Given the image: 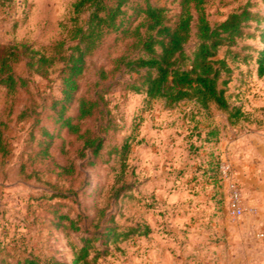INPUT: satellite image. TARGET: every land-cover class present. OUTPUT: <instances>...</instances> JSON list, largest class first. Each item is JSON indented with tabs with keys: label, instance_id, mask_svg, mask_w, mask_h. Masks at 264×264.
Wrapping results in <instances>:
<instances>
[{
	"label": "rangeland",
	"instance_id": "374dc122",
	"mask_svg": "<svg viewBox=\"0 0 264 264\" xmlns=\"http://www.w3.org/2000/svg\"><path fill=\"white\" fill-rule=\"evenodd\" d=\"M77 1L0 0V60L23 46L51 55L70 39ZM150 1L171 16L180 13L178 0ZM138 2L130 0L126 21L136 20ZM246 7L264 17V0H207L205 11L215 26ZM263 33L264 22H251L242 39L218 52L229 68L220 83L233 118L215 106L150 101L128 89L137 75L124 70L102 81L101 71L111 73L128 45L122 32L106 36L86 59L77 93L101 104L102 114L83 124L103 139L97 158L56 124L59 72L43 78L27 60L15 63L13 73L27 86L9 96L0 84V130L9 151L0 153V264H72L87 237L97 239L101 253L94 264H264ZM196 44L193 36L189 56ZM76 107L67 115L75 116ZM236 192L240 216L231 209ZM105 226L137 232L102 246Z\"/></svg>",
	"mask_w": 264,
	"mask_h": 264
},
{
	"label": "trees",
	"instance_id": "16d2710c",
	"mask_svg": "<svg viewBox=\"0 0 264 264\" xmlns=\"http://www.w3.org/2000/svg\"><path fill=\"white\" fill-rule=\"evenodd\" d=\"M1 1L10 3L13 0ZM129 3L130 0H78L73 5L74 23L69 31L70 39L57 43L51 55L40 54L23 46V52L18 47L9 49L0 60V84L7 89L9 96L27 86L25 79L13 73L15 63L27 60L28 69L43 78L59 72L63 97L53 103L56 124L83 141V152L90 150L95 158L103 149V139L90 129L83 131V124L97 119L103 111L98 99L78 98L77 93L86 59L100 47L106 36L122 32L128 45L125 54L114 61L115 69L111 73L101 71L102 81L109 79L117 70H124L137 75L128 89L135 94L146 95L150 101H162L167 107H174L184 101L194 102L202 109L215 106L233 118L236 114L230 109L226 91L220 83L222 73L229 72V68L225 60L217 59V55L223 46L233 45L242 39L251 22H264V17L246 7L212 26L205 11L207 0H178L180 13L176 17L171 16L166 7L153 4L150 0H139L133 8L136 20L129 22L125 19V8ZM84 14H89V17L81 22L80 17ZM137 20L139 22L134 25ZM193 36L197 44L189 56L186 46ZM68 42L73 44L67 46ZM131 52L136 55L133 57ZM258 64L259 75L263 77L264 50ZM74 104L77 105V113L73 117L68 116L69 107ZM26 117L27 113H22L20 118ZM46 135L51 136L48 132ZM124 149L129 150L130 145L126 144ZM0 153L4 157L9 154L3 146L2 130ZM44 153H48L47 148ZM100 214V218L105 216L104 211ZM71 225L73 230H80L76 222L71 221ZM136 232L132 229L130 233H120L118 227L105 226L101 233L102 246L107 244L104 239H112L115 244ZM148 232L149 229L145 234ZM96 241L93 237L83 239V246L74 248L72 264H94L101 254L95 248ZM92 252L98 253L90 259ZM24 264L39 263L26 260ZM50 264L68 263L53 261Z\"/></svg>",
	"mask_w": 264,
	"mask_h": 264
},
{
	"label": "built area",
	"instance_id": "2783aa9c",
	"mask_svg": "<svg viewBox=\"0 0 264 264\" xmlns=\"http://www.w3.org/2000/svg\"><path fill=\"white\" fill-rule=\"evenodd\" d=\"M236 198L233 200V202L231 203V209H232V211H233V213L235 214V215H238V216H240L241 214H242V209H241V207H240V205H239V201H238V193L236 192Z\"/></svg>",
	"mask_w": 264,
	"mask_h": 264
}]
</instances>
